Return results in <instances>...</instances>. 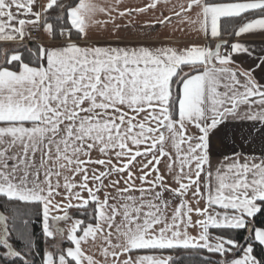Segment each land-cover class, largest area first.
I'll list each match as a JSON object with an SVG mask.
<instances>
[{"label": "snow or ice", "instance_id": "6c2138e0", "mask_svg": "<svg viewBox=\"0 0 264 264\" xmlns=\"http://www.w3.org/2000/svg\"><path fill=\"white\" fill-rule=\"evenodd\" d=\"M123 2L0 0V260L264 264V0Z\"/></svg>", "mask_w": 264, "mask_h": 264}, {"label": "trees", "instance_id": "16d2710c", "mask_svg": "<svg viewBox=\"0 0 264 264\" xmlns=\"http://www.w3.org/2000/svg\"><path fill=\"white\" fill-rule=\"evenodd\" d=\"M232 39V38H229ZM253 222L256 224L258 227H264V214H257L256 217L253 218ZM30 232L33 235V242L35 244V253L31 257V259L34 261V264H42V256L36 253H42L45 249V238L42 234V225H41V218L40 217H33L32 218V223L29 227ZM247 233L241 230L238 233L239 237H244L246 236ZM243 242V240H241ZM12 243L14 247L17 248V250H21L23 245L21 241L19 240H12ZM168 254L173 255L174 257H184L191 255L193 259L187 260H178V264H204V262L200 259V257H208L209 261L211 264H217V262L221 259L219 257V254L215 253H207V252H201L199 254L195 252L187 253L184 252L183 250H178L176 252H169ZM254 254L258 256H264V249L261 248L259 245H254ZM0 264H6L4 260H0ZM16 264H20L19 261H16Z\"/></svg>", "mask_w": 264, "mask_h": 264}, {"label": "crops", "instance_id": "0c3cea01", "mask_svg": "<svg viewBox=\"0 0 264 264\" xmlns=\"http://www.w3.org/2000/svg\"><path fill=\"white\" fill-rule=\"evenodd\" d=\"M102 2H103V0H102ZM142 2H143V0H124V2L119 7H120L121 10H123L126 7L134 8L136 6H140L142 4ZM178 2H180V0H172V3H178ZM113 3H114V0H113ZM133 18L136 21H138L139 23L143 24L144 21L152 19L153 18V14L151 12H149L148 14H144V15H141V16H138V17H136L134 15V17H130L128 19H133ZM117 22H121L122 23L124 21H119L118 20ZM157 27H159V25H157ZM183 27H186V25H181L179 23V19L176 18V17H173L172 24L169 25L168 28L164 29V34L167 35L171 31L172 28L180 29V28H183ZM175 35L179 36L180 35L179 31H177L175 33ZM233 40H234V38L229 39V42H233ZM240 40H242L243 42H245V43H247L249 45H253L254 44L255 47H256V51L257 52H259L261 48H264V34L245 35V36L241 37ZM195 42L202 43V41H200V40H196ZM0 43H2V42H0ZM234 59H236L239 63H241L243 67H249V66H252L254 64V61L251 58L247 57L246 55L235 56ZM214 143L220 144L219 141H214ZM230 151H231V149H224V154H228V152H230ZM221 159H222L221 156L217 155L216 153H213L212 163L214 165H217L220 162ZM137 183H139V182H137ZM189 198H191V193H189ZM200 206L201 207L204 206V202L203 201H201V205ZM193 218L195 219L196 217L194 216ZM61 226H63V225H61ZM85 247L90 252L91 251H95L94 248H89L87 245H85ZM166 254H168V253H166ZM97 259L103 260V258L101 256H99V254H97Z\"/></svg>", "mask_w": 264, "mask_h": 264}, {"label": "rangeland", "instance_id": "374dc122", "mask_svg": "<svg viewBox=\"0 0 264 264\" xmlns=\"http://www.w3.org/2000/svg\"><path fill=\"white\" fill-rule=\"evenodd\" d=\"M3 251V249H0V252H2Z\"/></svg>", "mask_w": 264, "mask_h": 264}]
</instances>
